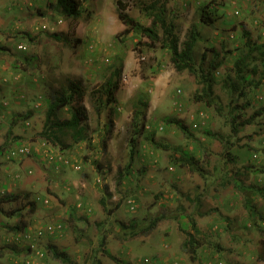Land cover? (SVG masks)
<instances>
[{
  "label": "rangeland",
  "instance_id": "1",
  "mask_svg": "<svg viewBox=\"0 0 264 264\" xmlns=\"http://www.w3.org/2000/svg\"><path fill=\"white\" fill-rule=\"evenodd\" d=\"M59 1L0 0V264H264V0H160L181 43L198 31V68L223 62L210 105L196 98L200 70L178 71L162 41L122 32L118 0L84 1L75 28ZM153 1L122 3L151 26ZM226 75L240 87L224 88ZM67 95L57 118L80 110L83 139L46 122L49 103ZM164 212L150 233L120 230V220Z\"/></svg>",
  "mask_w": 264,
  "mask_h": 264
},
{
  "label": "trees",
  "instance_id": "2",
  "mask_svg": "<svg viewBox=\"0 0 264 264\" xmlns=\"http://www.w3.org/2000/svg\"><path fill=\"white\" fill-rule=\"evenodd\" d=\"M86 0H60L55 10L62 13L66 19H70L72 22L73 27L75 28L76 24L79 23L82 15H83V3ZM118 18L119 20L126 26L125 29L122 31L123 33H139L141 35H144L151 39L153 42L156 41H162V47L169 49L172 53V62L174 64V67L178 71H184L188 70L190 73H193L195 76L200 77L199 70L202 72L201 77L198 82L203 83V87L200 90L198 94H196V98L199 100H203L207 103V105H210L212 102L211 97L214 95V83L215 80V74L214 71L218 69L223 62L220 61H214L211 64L212 68H209L207 71L201 68V66L198 68L196 66V57H195V47L197 45V42L199 40V33L196 29H192L191 33L189 34V37L181 43L180 36L175 30V25L173 22L169 21L167 18V1L161 2L160 0H154L151 2L150 5L146 7L148 14L152 18V24L151 26H145L142 23H140L135 17L130 15L129 13L125 12L124 4L122 3V0H118ZM203 12V22L210 23L214 19L209 15V12L205 10V7L202 10ZM160 29L162 32V36L160 35ZM49 36L53 39H62L63 36L61 33H58L57 31H50ZM31 40H34L33 37L30 38ZM66 42V41H65ZM50 56H48V59ZM202 58H205L203 56ZM33 59V56H26L25 60L27 62L31 61ZM238 72L236 75L242 76L244 69H242V61L237 60L236 64ZM236 79L232 75H226L224 81V88L232 87L235 89H238L240 87L239 80ZM264 80V68L262 69V74L259 78V82ZM233 90V89H232ZM241 93H244L242 90ZM112 96L113 92L111 90L108 91V101L112 102ZM72 100V95H67L64 97H58L53 99L48 106L47 109V119L46 122L49 125L50 122V128L56 130H66V129H73L75 131V134L78 135L77 139H83L84 136L80 135L83 132V127L81 125V114L80 110L73 113L72 117L69 119L60 120L57 118V111L68 104ZM246 107V105H244ZM258 113L262 112V109L257 111ZM237 116V113L235 114ZM179 127L182 129V131L192 136V134L189 131V127L184 123V121H180L179 119L176 121ZM250 119L245 121L244 123H249ZM235 124L233 126V129L235 131L238 130V126ZM205 132L208 135L215 136L214 133H212L210 130H205ZM43 135L47 134V130L43 131ZM51 136V134H49ZM13 150V149H11ZM10 150V151H11ZM181 159L185 160L188 163H194V160L197 159L192 155V153L185 152L184 155H181ZM235 186H242L241 180L235 179L234 180ZM259 191L264 195V185L262 187H259ZM198 194V193H197ZM197 196V195H196ZM10 197V196H8ZM16 198V197H15ZM101 204L104 209H106V200L103 198L101 199ZM118 207L120 205H117ZM244 207L248 210L250 215H256L258 214L255 205H252L250 198H246V202ZM71 214L74 216L75 212L74 210L70 211ZM109 212H111V209H109ZM168 214L166 212L159 213L158 215L154 217H146V219H131L128 222L120 220L119 226L121 232L124 234H129L132 236H136L140 233H150L153 229H155L158 225V223L163 220L165 217H167ZM80 220L84 219V217H79ZM194 226H196L194 224ZM67 227V226H65ZM63 226V229L65 228ZM198 230V229H196ZM104 239L102 240V244L104 245ZM49 248L52 250L53 255L57 258H62L64 261L69 262V258L66 256V253L59 252L58 249L53 245L50 244ZM110 255V252H108ZM113 256V255H111ZM117 262H121L120 259L113 256ZM168 261V260H167ZM158 262H164L163 258H156V257H145L144 263L145 264H157ZM170 262H176V264H180L177 261H170ZM130 264V263H125Z\"/></svg>",
  "mask_w": 264,
  "mask_h": 264
},
{
  "label": "built area",
  "instance_id": "3",
  "mask_svg": "<svg viewBox=\"0 0 264 264\" xmlns=\"http://www.w3.org/2000/svg\"><path fill=\"white\" fill-rule=\"evenodd\" d=\"M18 47L23 49V50L27 48L24 44H20V45H18ZM17 150H18V153L19 152L26 153V152L29 151V150L24 149V148H16L15 150H13V153H17ZM25 150H27V151H25ZM76 168L79 169L80 166L77 165ZM62 228H63L62 224H59V226H57V227H54V226L50 225V226H48V229H47L48 231L47 232H50L53 235L56 232L61 231ZM157 264H176V262H170V261L164 260V262H158Z\"/></svg>",
  "mask_w": 264,
  "mask_h": 264
},
{
  "label": "crops",
  "instance_id": "4",
  "mask_svg": "<svg viewBox=\"0 0 264 264\" xmlns=\"http://www.w3.org/2000/svg\"><path fill=\"white\" fill-rule=\"evenodd\" d=\"M76 59H77V58H76ZM77 60H78V59H77ZM78 61H79V60H78ZM79 62H80V61H79ZM79 67H80V66L77 67V70H78ZM74 70H76V69H74ZM79 70H80V69H79ZM157 95H158V94H157ZM158 99L161 100L160 97H158Z\"/></svg>",
  "mask_w": 264,
  "mask_h": 264
},
{
  "label": "clouds",
  "instance_id": "5",
  "mask_svg": "<svg viewBox=\"0 0 264 264\" xmlns=\"http://www.w3.org/2000/svg\"><path fill=\"white\" fill-rule=\"evenodd\" d=\"M117 16H118V15H117ZM118 19H119V18H118ZM68 20H69V19L66 20V23H67ZM195 126H196V125H195ZM62 229H63V228H62Z\"/></svg>",
  "mask_w": 264,
  "mask_h": 264
}]
</instances>
